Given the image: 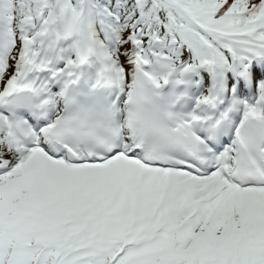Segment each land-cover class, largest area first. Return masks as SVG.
I'll return each mask as SVG.
<instances>
[{
	"label": "snow or ice",
	"instance_id": "1",
	"mask_svg": "<svg viewBox=\"0 0 264 264\" xmlns=\"http://www.w3.org/2000/svg\"><path fill=\"white\" fill-rule=\"evenodd\" d=\"M0 264H264V0H0Z\"/></svg>",
	"mask_w": 264,
	"mask_h": 264
}]
</instances>
